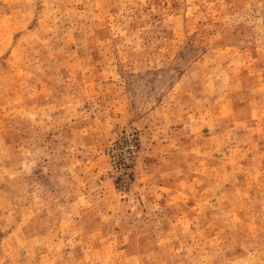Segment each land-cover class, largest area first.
<instances>
[{"label":"rangeland","instance_id":"374dc122","mask_svg":"<svg viewBox=\"0 0 264 264\" xmlns=\"http://www.w3.org/2000/svg\"><path fill=\"white\" fill-rule=\"evenodd\" d=\"M0 264H264V0H0Z\"/></svg>","mask_w":264,"mask_h":264}]
</instances>
